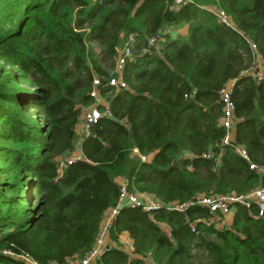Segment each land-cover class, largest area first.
<instances>
[{"label": "trees", "instance_id": "1", "mask_svg": "<svg viewBox=\"0 0 264 264\" xmlns=\"http://www.w3.org/2000/svg\"><path fill=\"white\" fill-rule=\"evenodd\" d=\"M257 55L264 64V0H0V264L86 256L121 181L165 205L264 186ZM95 78L103 116L84 132ZM232 81L225 143L221 90ZM77 148L81 159L61 169ZM107 242L92 264H264V214L239 202L221 227L200 204L131 205Z\"/></svg>", "mask_w": 264, "mask_h": 264}, {"label": "built area", "instance_id": "2", "mask_svg": "<svg viewBox=\"0 0 264 264\" xmlns=\"http://www.w3.org/2000/svg\"><path fill=\"white\" fill-rule=\"evenodd\" d=\"M183 0H175V3L180 5L182 4ZM220 19L225 22L226 24H230V18L228 15H226L224 12H217ZM155 43V38H152L150 40V44ZM253 48H256V44H252ZM132 52V46L129 44L123 54L119 57L118 61V69L122 67V65L125 63L127 56H130ZM258 60L261 61V56L257 55V63L255 66H253L250 70V73H252L257 78H263L264 72L263 69H261L258 65ZM262 62V61H261ZM261 65H264L263 63H259ZM102 83L100 78H95L93 83V88L91 90V97L95 99L94 104L87 107L83 112V119L81 122V129L84 132H88L91 125L98 122V120L103 116V112L98 107V104L104 102V98L101 96L99 85ZM109 84L113 86H120V87H126V82L123 79H119L117 77H111L109 80ZM234 84V81L230 82L221 90V99L223 102V118L221 120L222 125L227 129V134L224 138V142L227 143L232 136V128L234 125V110H235V103L231 96L232 86ZM109 114V112L107 111ZM238 151L243 155L244 157H247V152L242 147L238 148ZM134 152L138 153L143 160L147 159L146 155H143L139 152V149L137 147L134 148ZM81 152L77 148L66 161L59 162V166L61 169H64L65 166L68 164L73 163L76 160L81 159ZM251 168H255L256 165L251 163ZM122 183V190H121V196L120 201L116 208L110 210L107 212L104 222L102 224V229L99 234V237L97 238L96 245L94 248L83 258L78 259L77 261L70 262L69 264H92V262L99 256H101L105 251L109 248L110 244L107 242V231L108 227L113 219V217L119 212V206L123 200V198L128 195L131 199L132 205L141 206L147 211H152L159 209L161 207H168L172 209H178L183 210L184 208L194 205V204H200L202 206H206L209 208L210 213H212L217 221L218 226L220 221H224L226 219L225 223L222 225H228L231 222V219L234 214V206L236 203H243L247 207H251V205L254 203L257 205L259 209V216H262L264 214V186H259L252 191L246 193V194H228V195H220V194H214V195H202L196 200H192L186 203H172L165 205L163 202L157 200L153 196L147 194V193H138V194H128L126 183L125 181H121ZM193 229L195 226L192 224ZM221 226V227H222ZM122 242L125 244V248L129 250H133V244L130 238L122 236ZM32 261L31 259H29ZM151 264H155L151 260H149ZM37 264V263H35Z\"/></svg>", "mask_w": 264, "mask_h": 264}, {"label": "water", "instance_id": "3", "mask_svg": "<svg viewBox=\"0 0 264 264\" xmlns=\"http://www.w3.org/2000/svg\"><path fill=\"white\" fill-rule=\"evenodd\" d=\"M131 205H132L131 199H130V197L128 195H126L123 198V200H122V202H121V204L119 206V210H121L122 208H124L126 206H131Z\"/></svg>", "mask_w": 264, "mask_h": 264}, {"label": "rangeland", "instance_id": "4", "mask_svg": "<svg viewBox=\"0 0 264 264\" xmlns=\"http://www.w3.org/2000/svg\"><path fill=\"white\" fill-rule=\"evenodd\" d=\"M259 63H262L260 60H258V65L261 69H263L264 72V65H261ZM81 127V126H80ZM226 219H224V221H220L219 225L222 226L225 223Z\"/></svg>", "mask_w": 264, "mask_h": 264}, {"label": "crops", "instance_id": "5", "mask_svg": "<svg viewBox=\"0 0 264 264\" xmlns=\"http://www.w3.org/2000/svg\"><path fill=\"white\" fill-rule=\"evenodd\" d=\"M179 31L185 34V33H187V28H182ZM124 237H126V235H124Z\"/></svg>", "mask_w": 264, "mask_h": 264}]
</instances>
